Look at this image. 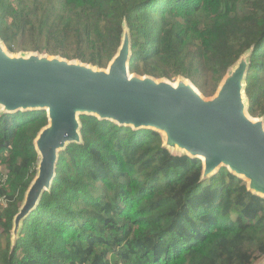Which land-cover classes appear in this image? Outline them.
Masks as SVG:
<instances>
[{
    "label": "trees",
    "instance_id": "16d2710c",
    "mask_svg": "<svg viewBox=\"0 0 264 264\" xmlns=\"http://www.w3.org/2000/svg\"><path fill=\"white\" fill-rule=\"evenodd\" d=\"M125 32L132 75L188 80L208 98L248 55L247 112L264 120V0H0L11 54L108 69ZM79 119L81 141L59 152L13 242L49 118L0 108V264H264V198L245 180L226 167L204 179L203 161L157 131Z\"/></svg>",
    "mask_w": 264,
    "mask_h": 264
},
{
    "label": "water",
    "instance_id": "95a60500",
    "mask_svg": "<svg viewBox=\"0 0 264 264\" xmlns=\"http://www.w3.org/2000/svg\"><path fill=\"white\" fill-rule=\"evenodd\" d=\"M11 55L0 40V108L8 113L45 110L49 118L35 141L38 175L14 220L13 242L22 221L50 190L59 152L81 141V115L157 131L170 150L203 161L204 179L226 167L264 198V120L247 112L248 55L224 78L212 99L188 80L179 79L175 86L132 75L128 32L108 69L34 53Z\"/></svg>",
    "mask_w": 264,
    "mask_h": 264
},
{
    "label": "rangeland",
    "instance_id": "374dc122",
    "mask_svg": "<svg viewBox=\"0 0 264 264\" xmlns=\"http://www.w3.org/2000/svg\"><path fill=\"white\" fill-rule=\"evenodd\" d=\"M6 49V48H5ZM6 51H7V49H6ZM13 55H22V54H13ZM12 55V56H13ZM177 82V81H176ZM205 97V96H204ZM206 99H212L213 97H211V98H208V97H205ZM2 172H6V170L4 169ZM4 175H6V174H4ZM0 177H1V173H0ZM0 201H1V199H0ZM1 208H3V206H0V210H1ZM4 209V208H3ZM1 212V211H0ZM2 242L4 243L5 242V240L3 239L2 240ZM1 247V246H0Z\"/></svg>",
    "mask_w": 264,
    "mask_h": 264
},
{
    "label": "built area",
    "instance_id": "2783aa9c",
    "mask_svg": "<svg viewBox=\"0 0 264 264\" xmlns=\"http://www.w3.org/2000/svg\"><path fill=\"white\" fill-rule=\"evenodd\" d=\"M0 206H3V208L7 207V200L5 198H2L0 201ZM2 209V208H1Z\"/></svg>",
    "mask_w": 264,
    "mask_h": 264
},
{
    "label": "bare ground",
    "instance_id": "6f19581e",
    "mask_svg": "<svg viewBox=\"0 0 264 264\" xmlns=\"http://www.w3.org/2000/svg\"><path fill=\"white\" fill-rule=\"evenodd\" d=\"M12 56V55H11ZM14 57H16V56H14ZM132 78V77H131ZM174 84H175V86H177L178 85V82H173ZM15 112V111H14ZM14 112H11V113H14Z\"/></svg>",
    "mask_w": 264,
    "mask_h": 264
}]
</instances>
